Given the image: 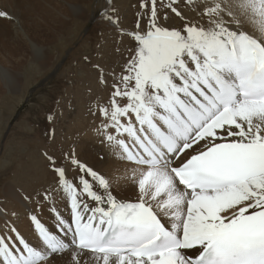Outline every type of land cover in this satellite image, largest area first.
<instances>
[{
    "label": "snow or ice",
    "instance_id": "obj_1",
    "mask_svg": "<svg viewBox=\"0 0 264 264\" xmlns=\"http://www.w3.org/2000/svg\"><path fill=\"white\" fill-rule=\"evenodd\" d=\"M116 13L105 0L136 44L97 134L126 168L68 153L77 183L48 156L55 188L22 199L55 231L35 210L31 237L5 219L0 264H264V0H140L127 33Z\"/></svg>",
    "mask_w": 264,
    "mask_h": 264
},
{
    "label": "rangeland",
    "instance_id": "obj_2",
    "mask_svg": "<svg viewBox=\"0 0 264 264\" xmlns=\"http://www.w3.org/2000/svg\"><path fill=\"white\" fill-rule=\"evenodd\" d=\"M129 2L131 6L136 4L139 7L140 0H129ZM104 4L105 0H94L90 3L88 2L87 8H83L87 9L88 11H84L82 16L78 14L77 16L75 15V17H71V14H66L64 21H67L68 25L72 23L75 24L76 21H80L81 24L78 23L79 25H77L76 27L73 26L70 31L66 32L71 33L65 35L64 37H61V39L59 37L61 36V32L63 30L62 28L64 27V25L61 24L62 19L58 20L50 18L49 21L47 20L48 25H46L47 28H45V23H43L41 20L40 24H38L39 26L35 24V22L38 21L39 17L37 14L32 12V14L29 13V19H32L31 21H33L34 24L28 25L26 23H23V30L19 29L20 31H15L16 29L13 30L9 26L8 28H6V30H4V38H2L3 35L0 32V58H2L0 59V62L4 65H7L9 69H13H11V71H13L12 73H16L14 80H16V83L20 82L22 88L21 90H16V92L0 90V205L5 206V201H11V199L4 201L5 195L3 193L2 184L9 181L7 184H12L15 186L18 184L19 179H28V172L31 168V160H25L27 158L25 156H28V151H34L35 148L42 142L46 143L47 135H49V143H47L49 145L48 150H53L51 154L56 159L57 163L68 161L66 159V154L68 153H74L75 155L77 152H80L84 155L91 156L90 154L86 153L88 150H91L93 151L92 154L94 155L91 156V159L88 161V165L101 173L103 171V168L107 166L106 161L103 159L104 156L102 155L101 149L98 148L97 150L96 143L94 144L96 146H94L95 150H93V148L91 149L90 146L86 144L87 142L92 141L94 138L99 136L98 134H94L97 132L94 131V127L90 123L92 121V116L93 118H95L96 115L92 114V116H86L83 111L84 108L95 105V97L92 100H89L85 96V88L87 85L78 86L81 87L80 91H77L74 88L76 83L75 80L81 78L80 76L74 75L77 72L76 69L79 64H86L89 69L93 68L91 63L89 65L86 59L81 58L89 52L88 50L83 52L81 45L91 44V46H94L93 35H95L94 33L98 32L99 29H102L99 27L97 18L102 16L101 11ZM129 4H124L125 7L123 8L121 2L119 3L120 7L113 4L115 8L119 9L116 15L119 16L120 21L123 19V13H125L124 10L127 6H129ZM119 11H122V13L120 14ZM22 17H26L25 22H27L28 15L23 16L22 14ZM134 19L136 20L137 17L131 19V22L126 23L125 25H123V27H127L131 31L134 30L136 27V21ZM106 21L107 20L105 19V22ZM24 29L27 33L24 32ZM47 29L50 31H48ZM7 31L9 34L7 33ZM10 34L11 36H8ZM24 34L28 35V37ZM15 35L17 36V38ZM48 35L50 37H48ZM10 38L13 40L11 41ZM66 39L67 41H70L67 42ZM47 41L50 42V44ZM51 41L53 42L51 43ZM122 41L123 43L125 42L124 45L126 46L127 40L124 38ZM2 43L3 45L1 46ZM32 43L35 47H44L45 49L43 48L42 51L44 52L45 56H47L45 57L40 53L35 54V52H30L33 51ZM134 45V43H130L131 47H134ZM100 46L102 47V45L99 43V45L97 44V46L95 47L98 49L100 48ZM118 47L119 41L117 38L109 45L108 49L104 50L106 53L112 54V58H110L108 55H103L101 57L96 52L95 59L104 62L103 64L106 65V67H109L112 63H118L114 60L115 57H119V61L126 58L127 53H130V51H123L120 56H117L116 48ZM10 48H12V50H18H16L14 54L10 55V51H8ZM22 49L24 50V52H22ZM26 51L29 53H27ZM78 54H80V56ZM36 57H39V61L35 60ZM22 60L23 62H21ZM37 68H39V71L34 76L30 69ZM17 71H19V73ZM24 72L26 73V75L24 74ZM18 74L19 77H17ZM85 75L86 74H84V76ZM105 76L106 73L100 75V77L103 78ZM100 77H98V79ZM100 80L102 81V78ZM86 93L88 92L86 91ZM77 97L81 100H77ZM74 108H80V111L76 112ZM37 129H40L42 131L41 133H45L43 134L44 136L39 135V139L33 136L34 130ZM52 136L53 138L51 140ZM18 145L21 147L20 149H18V151L22 155L23 159H18L14 157L15 155H12ZM9 152L11 153V155L8 157L7 154H9ZM40 153L41 157H44L45 152L40 151ZM33 157L34 159H36V156ZM79 160L81 161L80 158ZM48 162L49 163L45 165V167H48L50 172H54L50 161ZM18 166L19 170L13 174L14 170ZM81 174L82 173H80L78 169L74 168V166L69 163V174H67L66 169V175L68 178L73 179L78 183V177ZM111 174L121 175L120 172H112ZM51 177L52 175L45 178L41 177L40 184L37 183V186H39L38 189H42V186L46 191L49 189H53L56 185V177H53L54 179H51ZM86 178L91 179L90 177ZM27 184H29L28 181L20 184V186ZM27 189L30 190L29 188ZM114 191L120 193L121 197H131V192H120V189L118 188H114ZM34 192L35 190L31 188L30 193H32L31 196L33 200L36 198V194H34ZM38 192L39 191H37V193ZM28 194L29 193H26L25 195ZM25 203H27L31 208L30 209L28 207L29 209H26V212H29L30 210H38L37 208H35V205L33 203L29 201H25ZM3 206H1L0 208L7 210ZM21 207L23 206L21 205ZM47 207L48 204H45L42 209H46Z\"/></svg>",
    "mask_w": 264,
    "mask_h": 264
},
{
    "label": "bare ground",
    "instance_id": "obj_3",
    "mask_svg": "<svg viewBox=\"0 0 264 264\" xmlns=\"http://www.w3.org/2000/svg\"><path fill=\"white\" fill-rule=\"evenodd\" d=\"M92 1H94V0H0V10L5 11L8 14V16L6 18H0V32L3 35L2 38H4V30H6V28H8L9 26L13 30L16 29L15 31H17L19 29H22L23 23H26L28 25L34 24V22L31 21L32 19H29V13L32 12V13L37 14L38 17H39L38 18L39 22L38 21L35 22V24H37V26H39L38 24H40V20L43 23H45V26H46V25H48L47 24V20L49 21L50 18L58 19V20L62 19L61 24H63L64 27L62 28L63 30L61 32V36L59 37L61 39V37H64L65 35H68V34L71 33V32L70 33H66V32L70 31L73 26L76 27L77 25L81 24L80 21H76L75 24L72 23V24L68 25L67 21H64L65 15L66 14H71V17H73V16L75 17V15L77 16L78 14H80V16H82L84 11H88L87 9H83V8L84 7L87 8L88 2L90 3ZM120 2H121V5H122V8L125 7L124 4H129L130 3L129 0H112V3L117 5V6H119V7H120V5H119ZM116 9H117V11L119 10L118 8H116ZM138 10H139V7L136 4L132 5V6L129 4V6H127L125 8V10H124L125 13H123V19L121 21L119 20L120 28L123 29L124 33L130 32L131 30L128 29L127 27H123V25H125L126 23H130L131 19L137 17ZM119 12H120V14L122 13V11H119ZM22 14H23V16L28 15L27 22H25V20H26L25 18L26 17L23 18ZM85 17H86V15H85ZM97 20H98L97 22L99 24V27L102 28V29L101 30L99 29V31L94 33L95 35H93L94 46H91V44L81 45V48H82L83 52L87 51V50L89 51L88 53L86 52L87 54H85L81 58L85 59V57H87V59H86L87 62L89 63V65L91 63L93 68L89 69L86 66V64L83 65L82 63H80L79 66L76 69L77 72L74 74V75H77V76L81 77V78L75 80L76 81L75 86H74L75 90L80 91L81 87H78V86H84V85L86 86L87 85L86 88H85V96L89 100H92L95 97V105L88 106V107L84 108L83 111H84V114L86 116L87 115L92 116V114L96 115L95 118H93V116H92V121L90 122L91 125L94 127V131H96V132H97V129H99L101 127L102 122L105 120V118L100 114L99 109L102 108V107H110L109 98L111 96V92L113 91V84L117 83L116 78L119 77L123 73L124 65L126 64L127 60L130 58V55H131V53H127L126 54V58L121 59L119 61H118L119 57H115L114 60L117 61L118 63H116V64L112 63L109 67H106V65L103 64L104 62H102L101 60L95 59L96 52L101 57L103 55H108L110 58H112V54H108L104 50L108 49L109 45L117 38H118V41H119V47H121V48H119V47L116 48L117 49V52H116L117 56H120L123 53V51H129L130 49H134L135 45H134V47H131L130 43L136 44V42L133 39H131L129 36L124 35L120 31H118L117 28L113 24H110L108 21H106L107 22L106 23L105 19L103 18V16L97 18ZM173 22L175 24L179 25V21L177 19L174 18ZM145 24H146V21H145ZM41 27H43V26H41ZM45 28H47V26ZM113 28H115V29H113ZM52 30H53V28H52ZM48 31H50V30H48ZM24 32H25V29H24ZM7 33H8V31H7ZM25 33H27V32H25ZM17 34H18V32H17ZM24 35H26V34H24ZM8 36H11V34L8 35ZM26 36L28 37V35H26ZM29 37H30V35H29ZM48 37H50V36L48 35ZM16 38H17V36H16ZM124 38L127 40L126 46L124 45L125 42L123 43V41H122ZM46 39H48V38H46ZM89 39H91V38H89ZM10 40L12 41L13 39L10 38ZM48 40H50V39H48ZM66 41H67V39H66ZM68 41H70V40H68ZM52 42L53 41H51V43ZM48 43L50 44V42H48ZM99 43L102 45V47L100 46V48L97 49L95 46H97V44L99 45ZM2 45H3V43L1 44V46ZM35 45H37V44H35ZM32 47H33V51H30V52H33V53L35 52V54L36 53H40L41 55L45 56L44 52L42 51V49L44 47H42V48L35 47L33 45V43H32ZM29 49H30V47H29ZM16 50H18V49H13L12 50V48H10L8 51H10V55H12V54H14V52ZM22 52H24V50ZM27 53H29V52H27ZM78 55L80 56V54H78ZM51 57H53V56H51ZM0 59H2V58H0ZM50 59H53V58H50ZM35 60L39 61V57H36ZM21 62H23V60ZM37 67H39V66H37ZM11 69H9V67L7 65H4L3 63L0 62V90H2V91H15L16 92V90H18V89L21 90L22 89L21 88V83L20 82L16 83V80H14V78L16 76L15 75L16 73L14 72L15 74H13L12 73L13 71H11ZM93 69H95V70H93ZM30 71H32V74H34V76H35V74L38 73L39 68L30 69ZM79 71H82V72H79ZM17 72L19 73V71H17ZM82 73H84L86 75L84 76V74H82ZM104 73H106V76L103 78V81H101L100 79L102 77H100V75H103ZM24 74L26 75L25 72H24ZM17 77H19V74H18ZM98 77H100V78L98 79ZM17 79H19V78H17ZM86 91L88 93H86ZM77 100H81V99L77 97ZM122 103H123V101H122ZM74 109L76 110V112L80 111V108H74ZM87 112H89V113H87ZM123 119L126 120L127 118H123ZM133 119H134V117H133ZM41 132L42 131L40 129H37V130H34V134L33 133L32 134H33V136L37 137V139H39V135L44 136L43 134H45V133H41ZM94 134H97V133H94ZM52 138H53V136L51 137V140H52ZM47 143H49V135H47V137H46V143L42 142L38 146L36 145L37 147L35 148V150L34 151H28V156L27 155L25 156V157H27L25 160H31V162H30L31 163V168H30V170L28 172V179H26V180L19 179L18 180V184L15 185V186L12 185V184H7L9 181L5 182L4 184H2L3 193L5 195L4 201L8 200V199H11V201L10 202L9 201H5V204H4L5 206L0 205V207L3 206L4 208H6L8 210L7 211L8 212V217L0 216V225L3 224L5 219H11V220H13L15 222L16 226L18 227V229L24 235H26L28 237H31V235H32V224H31V222L28 219V216H27L28 212H26V209H29L30 206L27 203H25V201L22 199V197L26 193H29L31 195L33 193V192L30 193L31 188L35 190L34 194H37V191H39L38 193H43V192L46 191V190L43 189V186H42V189H40V190L38 189L39 186H37V185L40 184L41 177L45 178V177H48V176H51V175H52L51 179H54L53 177H56V173L55 172H50L49 168L45 167V165H47L49 163L48 162L49 160H48L47 157L48 156L53 157L52 154H51L53 150L52 149L48 150L49 145ZM95 143L97 145V150H98V148L101 149L102 155L104 156L103 159L107 163V166H105L103 168L102 173L104 172L105 174H108V173H112V172H115V173L116 172H120L121 175H122L124 170H125V168H126V164L124 162L120 161L118 156L114 158L112 155L109 154V149L105 146L104 143H102V140H101L100 136L94 138L92 141H89L86 144L88 146H90L91 149L93 148V150H95V148H94V146H95L94 144ZM44 146H47V147H44ZM20 148L21 147L18 145V147H16L15 152L12 155L13 156L15 155L14 157H16L18 159H21V158L23 159L22 155L18 151V149H20ZM39 150L42 151V152H45V155H44L45 158L43 156L41 157V153H40ZM17 152H18V154H17ZM86 153L90 154L91 156L94 155V154H92L93 151H91V150H88ZM10 155H11V153L9 152V154H7V156L9 157ZM33 156H36V159H34ZM75 156L78 157V159L80 158L81 161H83L86 165H88V161L91 159V156L84 155V154H82L80 152H77L75 154ZM58 164L64 165L66 167V169H67V174H69V163H68V161H66V162L62 161L61 163H58ZM49 167H50V165H49ZM18 170H19V166L14 170L13 174L16 173ZM4 172H1V173H4ZM49 172H50V174H49ZM27 181L29 182V184L20 186V184H23L24 182H27ZM46 185H49V184H46ZM27 188H29L30 190H28ZM128 198H131V197H128ZM67 203H68L67 201L61 199L60 195H58V194L55 195V205H56L57 209L62 212V214L65 216L66 219L70 220L71 218L68 215V211H67ZM21 205L23 207H21ZM11 212H15L18 215L19 219H17L16 217H13L11 215ZM35 214L38 215V217L41 219V221L43 223H45L46 226L49 229L55 231V228L53 226L54 225V218H53L52 213L49 211V205H48V207L46 209L35 210Z\"/></svg>",
    "mask_w": 264,
    "mask_h": 264
}]
</instances>
